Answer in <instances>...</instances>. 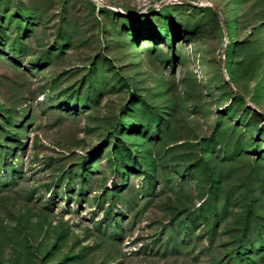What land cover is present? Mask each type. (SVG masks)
Listing matches in <instances>:
<instances>
[{
	"label": "rangeland",
	"instance_id": "rangeland-1",
	"mask_svg": "<svg viewBox=\"0 0 264 264\" xmlns=\"http://www.w3.org/2000/svg\"><path fill=\"white\" fill-rule=\"evenodd\" d=\"M0 264H264V0H0Z\"/></svg>",
	"mask_w": 264,
	"mask_h": 264
},
{
	"label": "water",
	"instance_id": "water-1",
	"mask_svg": "<svg viewBox=\"0 0 264 264\" xmlns=\"http://www.w3.org/2000/svg\"><path fill=\"white\" fill-rule=\"evenodd\" d=\"M212 8L215 10V12H216V14H217V16H218V18L220 19V22L222 23V25H223V21H222V18H221V16H220V14H219V12H218V10L215 8V6H213L212 5Z\"/></svg>",
	"mask_w": 264,
	"mask_h": 264
},
{
	"label": "trees",
	"instance_id": "trees-1",
	"mask_svg": "<svg viewBox=\"0 0 264 264\" xmlns=\"http://www.w3.org/2000/svg\"><path fill=\"white\" fill-rule=\"evenodd\" d=\"M209 10H212L211 8H209Z\"/></svg>",
	"mask_w": 264,
	"mask_h": 264
}]
</instances>
